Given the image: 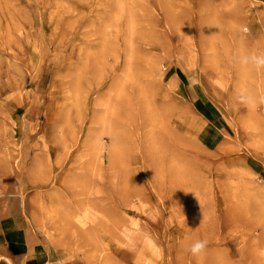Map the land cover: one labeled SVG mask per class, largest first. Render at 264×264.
Listing matches in <instances>:
<instances>
[{
    "label": "rangeland",
    "instance_id": "rangeland-1",
    "mask_svg": "<svg viewBox=\"0 0 264 264\" xmlns=\"http://www.w3.org/2000/svg\"><path fill=\"white\" fill-rule=\"evenodd\" d=\"M253 53L264 0H0V186L46 264H264Z\"/></svg>",
    "mask_w": 264,
    "mask_h": 264
},
{
    "label": "crops",
    "instance_id": "crops-1",
    "mask_svg": "<svg viewBox=\"0 0 264 264\" xmlns=\"http://www.w3.org/2000/svg\"><path fill=\"white\" fill-rule=\"evenodd\" d=\"M32 238L16 184L0 186V264H46Z\"/></svg>",
    "mask_w": 264,
    "mask_h": 264
},
{
    "label": "clouds",
    "instance_id": "clouds-1",
    "mask_svg": "<svg viewBox=\"0 0 264 264\" xmlns=\"http://www.w3.org/2000/svg\"><path fill=\"white\" fill-rule=\"evenodd\" d=\"M239 63L243 66H251L257 71L262 70L264 69V54L253 53L244 55L239 58ZM238 102L251 110L259 105H264V95H252L246 91H242L238 96ZM207 244V240H197L189 248L191 255L200 257L205 252Z\"/></svg>",
    "mask_w": 264,
    "mask_h": 264
},
{
    "label": "bare ground",
    "instance_id": "bare-ground-1",
    "mask_svg": "<svg viewBox=\"0 0 264 264\" xmlns=\"http://www.w3.org/2000/svg\"><path fill=\"white\" fill-rule=\"evenodd\" d=\"M201 46H203V45H201ZM213 68L216 69L215 71H216L217 74H220L221 72H223L225 70L223 65H221V61L220 62L216 61L215 65L213 66ZM2 179H5V177H1L0 178L1 181H2ZM205 259H206L205 260L206 264H211V262H212V264H224V260L222 258L219 259L218 256H216V257L213 256L212 258H211V256H209V259L208 258H205ZM197 261H199V260H197Z\"/></svg>",
    "mask_w": 264,
    "mask_h": 264
}]
</instances>
